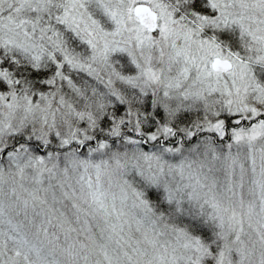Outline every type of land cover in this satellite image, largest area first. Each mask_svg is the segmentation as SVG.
Here are the masks:
<instances>
[{
	"label": "snow or ice",
	"instance_id": "snow-or-ice-1",
	"mask_svg": "<svg viewBox=\"0 0 264 264\" xmlns=\"http://www.w3.org/2000/svg\"><path fill=\"white\" fill-rule=\"evenodd\" d=\"M0 264H264V0H0Z\"/></svg>",
	"mask_w": 264,
	"mask_h": 264
}]
</instances>
